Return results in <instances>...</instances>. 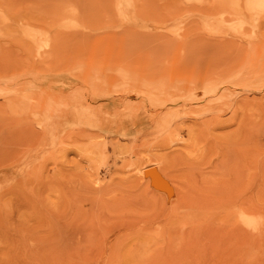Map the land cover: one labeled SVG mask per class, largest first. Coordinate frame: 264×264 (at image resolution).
I'll list each match as a JSON object with an SVG mask.
<instances>
[{
	"label": "rangeland",
	"instance_id": "1",
	"mask_svg": "<svg viewBox=\"0 0 264 264\" xmlns=\"http://www.w3.org/2000/svg\"><path fill=\"white\" fill-rule=\"evenodd\" d=\"M0 264H264V0H0Z\"/></svg>",
	"mask_w": 264,
	"mask_h": 264
},
{
	"label": "bare ground",
	"instance_id": "2",
	"mask_svg": "<svg viewBox=\"0 0 264 264\" xmlns=\"http://www.w3.org/2000/svg\"><path fill=\"white\" fill-rule=\"evenodd\" d=\"M248 223V222H247Z\"/></svg>",
	"mask_w": 264,
	"mask_h": 264
}]
</instances>
